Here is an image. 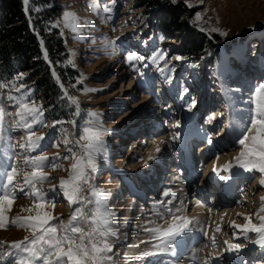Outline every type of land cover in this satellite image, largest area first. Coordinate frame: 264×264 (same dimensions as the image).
I'll return each mask as SVG.
<instances>
[{
  "label": "rangeland",
  "instance_id": "1",
  "mask_svg": "<svg viewBox=\"0 0 264 264\" xmlns=\"http://www.w3.org/2000/svg\"><path fill=\"white\" fill-rule=\"evenodd\" d=\"M165 1L177 7L191 27L211 40L214 54L213 49H208L205 54L187 53L181 38L160 25L164 9H150L137 0H50L44 9L51 8V15L41 19L46 21L49 32L56 30L63 40L64 84L70 95L77 98L81 109L80 116L75 117V137H79L82 125L89 119L87 114L91 112L100 114L103 128L110 130L105 137L107 151L98 154L97 172L89 180L90 185L104 190L113 213L112 230L116 235L108 239V243L114 246L113 253L109 254L113 255L110 264H139L145 252H157L155 245L159 241L154 238V233L146 229L167 228L172 223V217L166 211L168 208L176 215L191 219L195 228H203L207 232V236L199 231L186 236L188 241L195 236L186 256L197 254L200 264H204V257L209 253L223 255L227 264L230 254L225 251L224 242L229 241L245 245L244 260L248 264H258L259 248L254 252L255 256L253 252H247L251 250L250 245L256 235L250 234L251 242L236 240L234 234L241 238L243 235L231 225L233 222L243 225L248 215L252 216L253 222H259L257 213L261 197H264V184H261L264 173L251 172L242 177V183L249 184L236 190L234 200L226 199L222 201V206L217 207L215 202L220 196L214 198V187H210L211 194L207 193V187L211 185L203 180L202 172L209 167L218 169L224 163L235 162L234 158L240 152L234 143L237 138L234 125L251 107L247 99L253 86L264 81V0ZM106 4L111 7L110 13L103 11ZM64 12L74 13L79 18L76 32L65 26ZM216 29L219 31H214ZM221 32L227 35H221ZM105 38L115 41V51L111 55L108 54L111 49L104 46ZM38 39L41 43L39 36ZM131 51L145 57V61L135 62L137 68L145 73L143 77L128 65L127 54ZM156 52L165 53V60L153 63L149 57ZM208 58H214V62L211 63ZM166 67L174 68V71H161ZM230 71L232 75L228 74ZM169 75L171 83L165 79ZM9 81L0 77L2 83ZM21 83L32 86V80L27 77L16 82L15 87L18 88ZM184 88L188 89L187 94H184ZM236 88L241 90L230 93L223 90ZM93 89L95 91H91ZM10 92L14 94V89H0V97H7ZM34 99L37 105L44 106L46 125L67 120L53 118L48 105L37 99L35 92ZM193 100L195 105L188 111L187 104L193 103ZM0 106L9 114L16 111L6 100ZM5 121L9 125L7 135L11 137L8 142L14 143L25 135L22 130L11 129V115L6 116ZM177 121L180 126L174 127ZM61 127L67 129L68 138L72 139L71 125L35 128L37 135H45L48 146L32 154L65 156V134L60 131ZM175 132L181 134L178 141L171 139ZM209 136L213 140L212 145L206 142ZM56 143L59 147L52 146ZM158 147L159 154L149 153L151 149L155 152ZM188 147L194 152H202L207 147L209 153L206 166L198 167L195 175L187 180L180 177L186 171L181 169L185 167L181 160L186 158ZM73 162L69 156L56 161L58 167H44L43 171L49 174L50 179L38 187L47 192L52 185H58L61 177L68 176ZM20 166L23 168L22 159ZM6 167L8 165L0 160V170ZM167 169L168 176L173 174L180 181L176 180V186L169 185L167 175L164 179ZM23 171H31V168H23ZM5 179L0 171V182ZM139 191L143 192V198L136 195ZM165 192L170 194L165 196ZM88 193L89 187L85 185L83 194L87 196ZM48 194L51 196V193ZM161 201L162 204L159 203ZM32 205V198L18 194L11 210L6 213L7 221L17 215H34V211H26ZM70 206L61 195L55 207L48 210L64 220ZM158 212L164 214V219ZM241 213L243 215H238ZM218 227L220 231H217ZM126 232H129L128 237ZM26 235L30 232L17 226L0 229L2 241L11 242ZM213 236L216 237L215 248L212 246ZM160 255H166L164 264L188 263L185 255ZM153 256H147L148 264ZM260 262L264 264V259ZM232 264L237 262L233 260Z\"/></svg>",
  "mask_w": 264,
  "mask_h": 264
},
{
  "label": "snow or ice",
  "instance_id": "2",
  "mask_svg": "<svg viewBox=\"0 0 264 264\" xmlns=\"http://www.w3.org/2000/svg\"><path fill=\"white\" fill-rule=\"evenodd\" d=\"M23 3L27 6L29 0H23ZM103 11L110 13L111 7L106 4ZM25 12L27 13V7H25ZM78 19L74 13H63L65 26L74 32L78 30ZM220 34L227 35L226 32ZM104 46L106 49H111L108 52L109 55L114 53L115 41L105 38ZM46 56L47 53L45 52ZM165 57V53L156 52L149 59L156 63L157 60H165ZM176 59L181 58L176 57ZM142 61H145V57L135 51L127 54L128 65L134 71H138L141 77L145 73L137 68L135 62ZM144 67L147 68L148 64L145 63ZM161 71L170 73L174 71V68L166 67ZM27 75V73L21 72L16 74L8 83L0 82V89H14V94L10 92L7 97H0V103L6 100L10 106L16 109L14 114H9L0 106V160L8 165V167L0 170L6 178L5 181L0 182V229L11 225L25 228L30 232V235L24 236L23 239L12 240L11 242L0 240V264H110L113 255L109 254L113 253L114 246L108 243V239L116 235L112 230L113 213L109 208L108 196L104 194V190L89 184L92 174L97 172L96 159L98 154L107 151L105 137L110 134V130L103 128L100 114L91 112L87 114L89 119L84 122L80 129V135L76 138L77 123L75 117L80 116L81 109L77 98L67 96L66 91L65 96L69 102V107L75 105V112L71 114L72 118L55 121L50 126L46 125L44 106L35 103L33 87L23 83L18 88L15 87L16 82L24 79ZM165 79L169 83L172 82L170 75L165 76ZM61 88L63 89V85ZM223 90L230 93L231 91L239 92L241 89ZM84 91L89 90L85 89ZM183 92L187 94L188 89L184 88ZM247 103L251 107L247 109L243 119L234 125L237 131V138L234 143L240 148V152L235 158V164L229 162L224 165L222 170L228 172V175H220L215 168L213 169V176L219 181L230 182L237 174L236 169L248 173L257 171L264 173V81L253 86ZM194 105V100L193 103L187 104L188 111H191ZM8 115L12 116L11 129L22 130L25 133L20 140L14 143L8 142L11 140V137L7 135L9 125L5 121V117ZM57 125H71L73 129L71 134L73 138L69 139L70 134L67 129L60 128V131L65 134L63 144L66 147V155L63 157L59 154L52 157L42 154L33 155L32 153L37 152V150L42 151L43 147L48 146L45 135H37L34 129L45 126L56 128ZM179 126L180 122L177 121L174 127ZM171 139L173 141L180 140V132H175ZM206 142L209 145L213 144L210 136L206 138ZM52 146L59 147V143ZM69 156L74 162L70 165L68 176L66 178L61 177L59 184L52 185L47 192L38 187L50 179L49 174L45 173L43 168L58 167L59 165L55 162L60 159H68ZM21 159L23 168H31V171H23L20 166ZM21 171H23L22 177H20ZM18 177L20 178L18 179ZM261 184H264V180L261 181ZM85 185L89 187L87 196L83 194ZM48 193H51V196ZM18 194L33 199V205L26 211L29 213L34 211L35 214L17 215L7 221L6 213L11 210ZM169 194L168 192L164 193L165 196ZM61 195L70 205L77 206L70 213L67 222L48 210L55 207V202ZM159 203L162 204L163 201ZM86 208L87 211H85ZM166 211L172 217V223L163 229L159 227L146 229V231L155 234L154 238L158 239L159 243L155 245L158 249L157 252H145L144 256L167 253L173 257H178L181 242L185 240L186 236L193 231H199L207 236V232L203 228L194 227L191 219L172 213L170 208ZM260 213H264V197H261V207L257 213L258 223L253 222L252 216L248 215L245 217L246 223L240 225L233 222L231 227L239 230L245 240L249 239L250 234H255L257 238L252 241L253 247L258 246L261 258H264V215ZM157 214L160 215L161 219H164L163 213L158 212ZM217 231H220L219 227ZM234 239L239 240L241 236L234 234ZM224 243L226 245L225 251L230 254L227 257V264H232L233 260L237 264H248V261L244 260L242 256L245 245L229 241ZM212 246L213 248L216 247L215 236L212 237ZM192 259L199 260L200 257L193 254ZM204 264H226V258L223 255L213 256L209 253L204 257Z\"/></svg>",
  "mask_w": 264,
  "mask_h": 264
},
{
  "label": "trees",
  "instance_id": "3",
  "mask_svg": "<svg viewBox=\"0 0 264 264\" xmlns=\"http://www.w3.org/2000/svg\"><path fill=\"white\" fill-rule=\"evenodd\" d=\"M137 1L150 9H159V11L164 9L160 16V25L181 38L187 53L205 54L208 49H213L211 40L191 27L177 7L165 0ZM49 2L50 0H29L27 15L23 11V0H0V77L4 80H12L18 73H27V79L32 80L36 98L48 105L51 116L70 119L71 114L75 112V106L69 107L67 98L53 80L38 39L39 36L43 41L56 73L66 84L62 70V59L65 54L63 40L56 34V30L49 32L46 21L41 20L51 15L49 12L51 8L44 9ZM38 8L41 9L35 10ZM30 21L32 27H29ZM214 53L215 49H213ZM208 59L211 63L214 62V58Z\"/></svg>",
  "mask_w": 264,
  "mask_h": 264
},
{
  "label": "bare ground",
  "instance_id": "4",
  "mask_svg": "<svg viewBox=\"0 0 264 264\" xmlns=\"http://www.w3.org/2000/svg\"><path fill=\"white\" fill-rule=\"evenodd\" d=\"M27 15H28V10H27V13H26ZM31 26H32V22H31ZM42 41V40H41ZM43 47H44V49H45V46H44V44H43ZM45 52L47 53V51H46V49H45ZM47 57H48V54H47ZM48 60L50 61V59H49V57H48ZM47 62V61H46ZM239 62V61H238ZM48 63V62H47ZM50 63H51V61H50ZM52 64V63H51ZM52 66H53V64H52ZM53 68H54V66H53ZM54 71H55V69H54ZM237 71H239V69L237 70ZM238 73V72H237ZM55 74L59 77V75L56 73V71H55ZM228 75V74H227ZM230 75H232V74H230ZM234 76H232V78H233ZM60 78V77H59ZM61 79V78H60ZM62 81V80H61ZM62 83L64 84V82L62 81ZM64 86H65V84H64ZM66 87V86H65ZM192 140V139H191ZM194 140V139H193ZM156 149V148H155ZM157 149H159V147L157 148ZM153 149H151V151H149V153H151V154H159V151H152ZM208 163V161H207V157L205 158V159H203V161L202 162H200V163H198L197 165H195V169H197L198 167H201V168H203L204 166H206V164ZM186 167L187 168H181V169H187V170H189L190 168H191V163L189 162V160L187 159L186 160ZM194 169V170H195ZM168 170L169 169H167L166 170V172H165V174H164V178H165V176L167 175V172H168ZM236 172H237V174L235 175L236 176V183L234 184V187H233V189L235 190V192H236V190H240V188L242 189V187L245 185H248L249 183H246V182H244V184L242 183L243 182V180L241 179L242 177H244V176H246V175H249V173H247V174H245L244 172H241L239 169H236L235 170ZM238 172H240V173H238ZM185 173H187V172H185ZM227 175H228V173H226ZM192 176H194V174H189L188 173V179L189 178H191ZM234 176V177H235ZM185 178V177H184ZM246 178V177H245ZM186 179V178H185ZM176 180H178V179H176V178H170L169 179V185L170 186H176V184H178V183H176L177 181ZM178 182H180L179 180H178ZM176 183V184H175ZM180 184V183H179ZM208 184V186L209 185H211V184H209V183H207ZM229 184V182H224V185H228ZM210 187L212 188L213 186L211 185V186H209V187H207V193H211V191H210ZM239 193H240V191H239ZM212 195H215V193L213 192L212 193ZM219 196H220V202H219V200H217V202H215L216 203V205H217V207L218 206H222V204H223V202L222 201H224V200H226V199H229V200H234L235 199V197L237 196V193H235V195L233 196H231V197H226V196H223V195H220L219 193H218V195H217V198H219ZM225 203V202H224ZM69 208V213L66 215V218L64 219V222H67L68 221V219H69V217H70V213L74 210V208H75V206L74 207H72V205L70 206V207H68ZM134 213H135V211H133ZM133 212H131V213H133ZM130 213V214H131ZM138 215H136L135 217H137ZM230 226V225H229ZM121 230H118L117 232H120ZM132 233V232H131ZM125 235L128 237V235H129V232H126L125 233ZM251 236V235H250ZM129 237H131V236H129ZM195 237V236H194ZM194 237L193 238H191V240L190 241H188V240H184L183 242H181V246H182V248H180L179 250V252H180V256H186V253H187V251H188V249L190 248V245H192V244H194ZM131 239V238H130ZM242 240H245L244 238H241V239H239V241H242ZM193 242V243H192ZM250 247H252L251 248V250L250 249H248L247 250V252L248 253H251V252H253L252 254H253V256H255V253L254 252H256V250H257V248H258V246H255V248L253 247V244L252 245H250ZM249 247V248H250ZM160 256V257H159ZM162 256H163V258H162ZM165 257H166V255H160V254H158V255H154L153 256V258L151 259V261L150 262H153V263H160V264H164L166 261H165ZM251 258V257H250ZM186 260H188V263L187 264H200V261L199 260H193L192 259V257H188V254H187V256H186V258H185ZM262 261V259H264V258H261V254L258 256V264H262L261 262H260V260ZM149 260V257H147V256H145L143 259L141 258L140 259V263L139 264H148L147 263V261ZM252 261H253V258H252Z\"/></svg>",
  "mask_w": 264,
  "mask_h": 264
},
{
  "label": "water",
  "instance_id": "5",
  "mask_svg": "<svg viewBox=\"0 0 264 264\" xmlns=\"http://www.w3.org/2000/svg\"><path fill=\"white\" fill-rule=\"evenodd\" d=\"M25 7H27V6H25L24 3H23V11L24 12H25ZM30 25H31V21H30ZM41 50H42L43 58L48 62V65H49V68H50V74H51L53 80H55V82L58 85L59 89L64 94H65V91H66L67 96H71L70 93L68 92V90L66 89V87L64 86V84L62 83L61 79L55 74L54 68H53L52 64L50 63V61L48 60V57L47 56L45 57V49L43 47V44H41ZM61 85H63V89L61 88Z\"/></svg>",
  "mask_w": 264,
  "mask_h": 264
}]
</instances>
